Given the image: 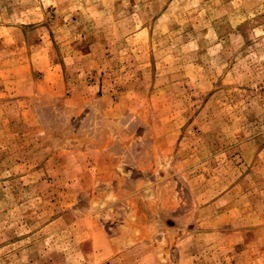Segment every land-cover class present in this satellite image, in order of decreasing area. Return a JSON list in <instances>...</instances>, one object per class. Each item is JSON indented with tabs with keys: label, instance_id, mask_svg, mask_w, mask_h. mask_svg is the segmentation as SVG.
I'll return each instance as SVG.
<instances>
[{
	"label": "rangeland",
	"instance_id": "rangeland-1",
	"mask_svg": "<svg viewBox=\"0 0 264 264\" xmlns=\"http://www.w3.org/2000/svg\"><path fill=\"white\" fill-rule=\"evenodd\" d=\"M0 264H264V0H0Z\"/></svg>",
	"mask_w": 264,
	"mask_h": 264
}]
</instances>
